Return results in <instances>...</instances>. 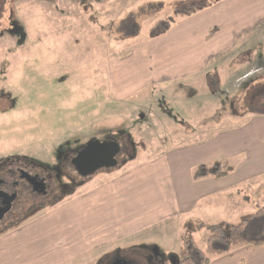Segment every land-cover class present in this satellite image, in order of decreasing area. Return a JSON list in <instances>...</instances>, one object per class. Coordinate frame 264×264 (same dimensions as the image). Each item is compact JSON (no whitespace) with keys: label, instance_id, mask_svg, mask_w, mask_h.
I'll use <instances>...</instances> for the list:
<instances>
[{"label":"rangeland","instance_id":"1","mask_svg":"<svg viewBox=\"0 0 264 264\" xmlns=\"http://www.w3.org/2000/svg\"><path fill=\"white\" fill-rule=\"evenodd\" d=\"M215 1L0 0V159L28 157L49 172L60 170L59 177L54 175V198L0 225V235L19 230L7 245V256L19 253L24 264L31 256L32 264L41 258L42 264H104L105 255L135 247L152 255L156 264H178L180 237H191L183 224L169 226L161 220L133 238H114L110 232L102 236L104 230L98 228L107 219L114 222L139 207L147 209L155 199V194L142 199L151 190L142 183L116 199L115 191L110 198L112 190L104 189L144 161L156 159V175L164 174L162 153L183 141L181 134L198 132L211 140L236 131L239 149L250 143L264 127V30L226 58L221 70L209 69L213 77L205 81L199 75L124 97L108 86L110 67L124 49L147 39L156 22L175 18V9ZM106 135L119 137L122 148L125 141L133 146L118 155L117 166L87 177L77 176L70 166L58 167V152ZM245 154L237 153L235 159ZM233 159L222 157L205 166L219 163L226 169ZM154 168L139 171L150 170L147 175ZM165 184L159 178L153 190ZM115 201L116 216L107 207ZM231 224H224L226 232ZM207 235L205 226L194 236L202 249Z\"/></svg>","mask_w":264,"mask_h":264},{"label":"crops","instance_id":"2","mask_svg":"<svg viewBox=\"0 0 264 264\" xmlns=\"http://www.w3.org/2000/svg\"><path fill=\"white\" fill-rule=\"evenodd\" d=\"M263 30L264 0H217L190 15L176 18L165 32L150 35L131 50L124 49L115 67H110L108 86L115 94L126 97L154 84L169 86L172 81L181 82L199 75L205 81L208 76L213 77L209 69L221 70L226 58L246 48L251 37ZM199 134L195 132L191 137L181 134L183 141L162 153L164 174L156 175L157 166L152 164L156 159L144 161L109 182L104 189L112 190L109 194L99 189L110 198L115 191L113 199H116L124 191L133 192L134 183H142L147 184L144 190L151 188L142 199L155 194L147 209L139 207L133 214H124L114 222L107 219L103 228L102 225L98 228L104 230L102 236L107 238L110 232L114 233V238H133L155 227L158 221L168 220L169 226L183 224L195 241L194 236L202 234L205 226L234 224L238 217L264 207V127L258 128L254 139L240 149L236 131L225 132L211 140ZM232 142L237 145L232 147ZM243 151L245 157L236 160L237 153ZM232 156L233 161L224 169L227 174L194 178L193 167ZM146 166L155 167L151 174L146 175L148 169L139 171ZM159 178L166 182L165 187L153 190ZM117 203L107 204L115 216ZM247 208L251 212H244ZM11 231L1 232L0 264H24L19 253H15L16 257L7 256V245L19 230ZM32 259L29 257L26 263L32 264ZM42 262L43 258L35 264ZM209 264H264V245L237 246L230 253L213 256Z\"/></svg>","mask_w":264,"mask_h":264},{"label":"flooded vegetation","instance_id":"3","mask_svg":"<svg viewBox=\"0 0 264 264\" xmlns=\"http://www.w3.org/2000/svg\"><path fill=\"white\" fill-rule=\"evenodd\" d=\"M105 137L111 138L112 140L117 141L119 146L121 145L119 142V137L106 135L103 138ZM128 145L131 146V148ZM82 146L58 152L56 155L58 167L60 168V165L66 167L70 166L72 171L77 173L71 163V160L75 156L76 152L82 148ZM132 149L133 146L131 142L125 141V147L122 148V146H120L119 153L116 156L117 164L118 155L122 152L127 153L132 151ZM126 155L129 156V154ZM43 165L38 164L32 158L28 157L13 156L0 159V191L4 193L3 194L1 192L2 196L0 198V208L7 207V205H9L7 212H5L2 220L0 221V225L6 222L8 217H13L15 220L20 218L27 212H25L27 207H43L45 206L47 198L52 196L53 198L55 197L54 193L57 189V184L54 182V175L59 177L60 170H57L54 167V172H49L48 168ZM25 173L30 177L35 178V187L42 186L43 188L44 186V191L37 192L33 190V184L27 180ZM76 175L80 176L78 173ZM37 182H39L41 185H39ZM64 184L63 186H66ZM26 203L28 205H25ZM118 259L127 260L129 264H156L152 255L143 252L140 250V248L135 247L127 250L117 249L112 253L105 255L102 263L112 264L113 261Z\"/></svg>","mask_w":264,"mask_h":264},{"label":"trees","instance_id":"4","mask_svg":"<svg viewBox=\"0 0 264 264\" xmlns=\"http://www.w3.org/2000/svg\"><path fill=\"white\" fill-rule=\"evenodd\" d=\"M210 4L211 3H203L194 5L193 3H190L188 6H182V8L175 9V18H172V20L169 21L156 22L151 28V36H156L165 32L171 27L176 18L190 15ZM130 21L132 23V20ZM225 174H227V172L222 166L219 163H215L213 164V167L200 165L195 169L193 176L198 179L205 176L218 177ZM244 198L246 199V197ZM207 229L208 235L204 249L199 247L191 237H187L186 235L180 237L182 245L179 250L178 264H209L213 256L230 253L237 246L264 245V207H258L247 217L231 224L228 232L224 230L223 225L219 224L209 225L207 226Z\"/></svg>","mask_w":264,"mask_h":264},{"label":"water","instance_id":"5","mask_svg":"<svg viewBox=\"0 0 264 264\" xmlns=\"http://www.w3.org/2000/svg\"><path fill=\"white\" fill-rule=\"evenodd\" d=\"M120 146L117 141L111 138L103 139H89L80 148L75 156L72 158L71 163L75 168L76 172L82 176L87 177L99 170L110 169L117 166L116 156L119 153ZM27 180L33 184V190L37 192H43L44 186L35 187V178L30 177L26 174ZM39 183V182H37ZM39 185H41L39 183ZM2 191H0V198L2 196ZM4 194V193H3ZM9 205L7 207L0 208V221L2 220L5 212H7ZM112 264H129L127 260L118 259L113 261Z\"/></svg>","mask_w":264,"mask_h":264}]
</instances>
